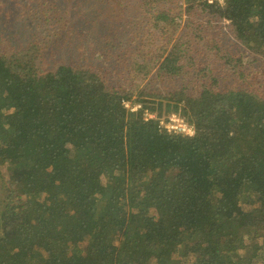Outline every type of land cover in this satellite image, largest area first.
Returning <instances> with one entry per match:
<instances>
[{
  "label": "trees",
  "instance_id": "16d2710c",
  "mask_svg": "<svg viewBox=\"0 0 264 264\" xmlns=\"http://www.w3.org/2000/svg\"><path fill=\"white\" fill-rule=\"evenodd\" d=\"M22 9L0 264H264V0H84L77 38L57 4ZM177 113L192 137L160 126Z\"/></svg>",
  "mask_w": 264,
  "mask_h": 264
},
{
  "label": "rangeland",
  "instance_id": "374dc122",
  "mask_svg": "<svg viewBox=\"0 0 264 264\" xmlns=\"http://www.w3.org/2000/svg\"><path fill=\"white\" fill-rule=\"evenodd\" d=\"M45 1L57 4L62 7L65 12L67 11L66 19H69L70 21V33L73 38L84 35V32L87 29L83 22L84 0H0V39L4 40L5 46H25L30 41V34L32 31L29 27L33 26L34 22L23 16L24 10L22 8L28 5L30 9H34L35 7L43 4ZM219 1L221 2V0ZM180 23L181 27L178 33L186 26L185 18H183ZM226 25L228 24H221L220 28L223 33L225 31L226 39H229L227 35L229 29L228 27L226 28ZM61 38L67 42L69 35L63 32ZM68 54L69 53H65L62 57H66ZM50 55H52V53ZM74 59L75 57L71 55L70 61L72 60L71 62H73ZM128 105L132 107L131 103H128ZM176 115L180 116L179 113Z\"/></svg>",
  "mask_w": 264,
  "mask_h": 264
},
{
  "label": "built area",
  "instance_id": "2783aa9c",
  "mask_svg": "<svg viewBox=\"0 0 264 264\" xmlns=\"http://www.w3.org/2000/svg\"><path fill=\"white\" fill-rule=\"evenodd\" d=\"M130 108V105H126ZM138 107L133 108L132 110H137ZM149 118H155L154 115H148ZM160 126L164 127L168 132L177 134V135H186L192 137L195 134V129L193 126L189 125L184 118L179 115L172 114L168 118V121H160Z\"/></svg>",
  "mask_w": 264,
  "mask_h": 264
}]
</instances>
